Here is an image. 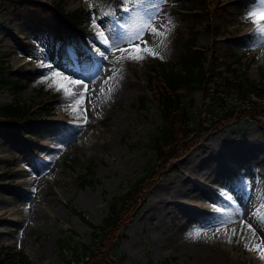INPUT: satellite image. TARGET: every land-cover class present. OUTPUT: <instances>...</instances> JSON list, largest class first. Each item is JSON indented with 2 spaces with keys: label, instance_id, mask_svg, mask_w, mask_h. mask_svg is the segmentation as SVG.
Instances as JSON below:
<instances>
[{
  "label": "rangeland",
  "instance_id": "obj_1",
  "mask_svg": "<svg viewBox=\"0 0 264 264\" xmlns=\"http://www.w3.org/2000/svg\"><path fill=\"white\" fill-rule=\"evenodd\" d=\"M18 1L14 12L0 5V65L17 79L16 85L0 89V103L17 98L35 110L52 108L50 114L16 123L0 120V264L10 250L23 251L30 264H78L66 261L71 245L88 243L92 228L71 206L97 224L107 212V201L154 165L150 137L161 117L144 80V58H126L132 52L128 41L143 32L148 43L141 48L175 61L189 26L170 12L182 0H133L122 21L113 13V0H61L64 9L83 5L92 15L90 31L62 39L46 25L50 13L28 5L53 0ZM260 6L261 0H251L241 15L233 14L226 35L232 37L222 40L232 45L240 66L255 80L264 68V34L246 17ZM193 29L211 69L215 35L206 20ZM73 62L78 72L67 70ZM88 70L116 79L117 94L95 105L84 77ZM202 104L196 89V117L203 114ZM257 115L210 127L162 175L156 173L160 167L151 168L144 202L120 228L124 264H264L259 251L249 250H264L259 224L264 221V106ZM88 163L92 175L86 172ZM84 173L92 180L81 185ZM252 190L258 192L255 200L250 199ZM215 192L225 200H212ZM37 212L42 220L36 219ZM225 227L234 233L204 248L201 237ZM197 230L199 237L189 236Z\"/></svg>",
  "mask_w": 264,
  "mask_h": 264
},
{
  "label": "trees",
  "instance_id": "obj_2",
  "mask_svg": "<svg viewBox=\"0 0 264 264\" xmlns=\"http://www.w3.org/2000/svg\"><path fill=\"white\" fill-rule=\"evenodd\" d=\"M251 0H182L170 12L179 20H185L189 26V35L184 39V50L175 61L162 60L158 56L146 55L142 60V73L147 88L159 109L161 123L150 137V147L154 155V165L160 167L158 175L173 166V158L178 157L196 143L210 127L219 128L226 122L238 119L258 118L259 107L264 106V68L260 79L250 78L242 68L232 45L222 43L232 36L229 24L233 14L241 15ZM18 0H0L5 10L18 11ZM118 17L122 12L118 5L133 6V0H114ZM24 4H22L23 6ZM50 13L49 25L58 38H72L77 32L87 30L91 20V11L83 6L64 9L61 0L51 4L29 3ZM26 6V5H24ZM24 15H17L23 18ZM206 20V26L212 30L215 39L210 45L212 67L205 66V49L196 45L197 30L193 26ZM177 31V29H176ZM17 79L6 73L0 65V89L8 84L16 85ZM200 90L203 96L202 116L193 113L194 90ZM227 97H234L238 102L231 104ZM52 107L35 110L32 104L17 98L0 103V120L19 122L32 115L50 114ZM40 110V111H39ZM86 172L94 173L92 163H88ZM144 173L128 189L113 195L107 201V212L99 223L90 222L81 210L71 206V210L80 214L91 230L88 243L71 245V257L68 263L78 264H124L126 254L119 249L120 228L128 222L144 202L148 191L149 172ZM87 173L80 175V184L91 182ZM151 173V172H150ZM156 174V175H157ZM86 175V176H85ZM58 245L63 246L61 237ZM1 259L4 264H30L21 250L5 251Z\"/></svg>",
  "mask_w": 264,
  "mask_h": 264
},
{
  "label": "bare ground",
  "instance_id": "obj_3",
  "mask_svg": "<svg viewBox=\"0 0 264 264\" xmlns=\"http://www.w3.org/2000/svg\"><path fill=\"white\" fill-rule=\"evenodd\" d=\"M6 44L9 45L8 43ZM69 67L72 70H75L78 72V67L76 63L74 62L73 64L71 63V65L68 66L67 68L68 71H70ZM107 75H108L107 73L97 75L96 71L93 72V70H90V71L88 70V71H85L84 73V77L88 81L87 87L91 91L90 92L91 100L95 105L104 104L106 101H108L109 98L111 97L113 98L120 89L119 82L116 79H109ZM110 89L111 91H109ZM250 196H251L250 199L254 198L255 200L256 199L255 197L258 196L257 190H252ZM221 199L225 200V197H222L221 194L219 195L218 193H216V196L212 198V200H215V201L220 200L221 202H223V200ZM37 213L38 214H36V219L42 220V216L40 215V213L39 212ZM259 224L261 226V234L263 235L262 241H264V221L263 219H260ZM234 231L235 229H231L229 227L210 230L208 233L204 234L201 237L203 240L202 243H203L204 248H212L219 242H223V241L225 242L227 237L230 234L232 235ZM255 255L256 254H254L253 257H256Z\"/></svg>",
  "mask_w": 264,
  "mask_h": 264
},
{
  "label": "snow or ice",
  "instance_id": "obj_4",
  "mask_svg": "<svg viewBox=\"0 0 264 264\" xmlns=\"http://www.w3.org/2000/svg\"><path fill=\"white\" fill-rule=\"evenodd\" d=\"M248 22H251L257 26L256 30L259 31L261 34H264V0H261V6L254 10L251 11L248 16L246 17ZM145 28L149 29L153 34L156 35H162L155 27H152L149 24L144 25ZM102 35V34H101ZM147 41L143 39V32L137 33L133 39L128 41L129 47L132 48V52H129L128 56L126 57L127 59L137 61L139 62L142 60L146 55H151V56H159V53L154 51L151 48H141V44L147 45ZM120 51H127V49H120ZM135 53V54H133ZM100 55H104V53H100ZM160 59H163L162 56H159ZM111 91V89L109 90ZM83 97V93L81 94V98ZM200 232L197 230L194 233H189V236H195L199 237ZM229 242H231V238H229ZM247 247V244L245 245ZM250 251H259L260 255L262 258H264V250H261L258 246L249 249Z\"/></svg>",
  "mask_w": 264,
  "mask_h": 264
}]
</instances>
